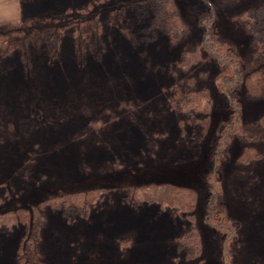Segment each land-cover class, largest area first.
<instances>
[{
	"label": "rangeland",
	"instance_id": "1",
	"mask_svg": "<svg viewBox=\"0 0 264 264\" xmlns=\"http://www.w3.org/2000/svg\"><path fill=\"white\" fill-rule=\"evenodd\" d=\"M212 2L220 38L248 56L229 20L264 0ZM7 4L0 54L21 49L0 59V264H20L25 211L49 201L65 208L44 211L40 264H264V143L236 138L218 161L219 202L237 227L229 256L206 224L207 179L232 120L218 66L189 55L208 6L176 0L185 32L170 37L154 0ZM240 102L244 126L264 118V95ZM162 185L195 196L149 203ZM192 231L198 258L179 244Z\"/></svg>",
	"mask_w": 264,
	"mask_h": 264
},
{
	"label": "trees",
	"instance_id": "2",
	"mask_svg": "<svg viewBox=\"0 0 264 264\" xmlns=\"http://www.w3.org/2000/svg\"><path fill=\"white\" fill-rule=\"evenodd\" d=\"M154 1L158 3L152 10L154 21L162 22L170 37H182L181 35H184L185 28L181 25L179 19L176 0ZM202 1L209 8V12L200 20V25L204 29V39L199 46L200 48H196L189 55H191L192 60L200 61L202 58V61H210L218 66V90L226 98L232 114V120L227 124L225 133L220 138V146L216 150L215 170L207 179L210 197L207 207L206 224L210 228L216 229L223 234L221 236L223 251L229 256V245L236 237L237 227L226 219V214L219 202L220 193L217 188L219 179L216 182L214 177L216 176L215 172H217L218 161L220 162L224 159L234 139L240 138L245 141L253 140L257 143H264V118L256 125L254 124L255 126H244L241 120L242 107L240 102L241 97L254 99L264 95V7H257L253 10L246 11L229 20L232 33L237 35L239 40L248 41L250 48L248 56H245L239 49L240 44L239 46H237L238 44L233 45L229 38L228 40L220 38V31L216 27V22L219 19L218 10H216L212 0ZM217 1L221 5H227L234 0ZM164 19L165 21H163ZM23 24L27 23L24 22ZM4 25H0V27ZM6 27L7 25H5ZM25 30L22 29L20 32L24 33ZM47 30L49 29H44L43 32L45 33ZM35 31V29H30V32ZM17 49L21 48H5V56L0 54V59L9 57L10 53L17 51ZM186 57L182 61L183 64L188 63ZM185 97L184 95L179 96L180 100L178 99V101L186 103L185 100L188 98ZM187 104L189 108L192 107L190 106L192 104L191 100H187ZM157 188L160 189L159 193L162 195L159 199L166 200L170 205L185 203L186 199L184 198L188 195L191 197L195 196V193L191 189L176 185H162L157 186ZM83 200L84 198L80 197V200H78L79 203L77 202V207L82 206V204L83 207L85 206L86 203ZM160 200L153 199L149 203L164 205L165 201L161 202ZM55 201H60V199L57 198ZM52 202L54 201L48 202V208L44 207L43 209V205L45 206L46 204H41L38 208L25 211L29 219H26L24 224L27 229V235L19 252L18 258L20 264H40L38 247L41 237L40 228L42 221H44V211L47 208L50 211L60 212L62 208H65L64 204L59 203L57 206H54ZM77 207L74 204L70 205V209L75 212ZM63 210L66 212L65 209ZM179 244L191 257H199L198 237L194 231L190 232L186 238L180 239Z\"/></svg>",
	"mask_w": 264,
	"mask_h": 264
},
{
	"label": "crops",
	"instance_id": "3",
	"mask_svg": "<svg viewBox=\"0 0 264 264\" xmlns=\"http://www.w3.org/2000/svg\"><path fill=\"white\" fill-rule=\"evenodd\" d=\"M7 2L8 0H0V25L5 24V8L8 7Z\"/></svg>",
	"mask_w": 264,
	"mask_h": 264
}]
</instances>
